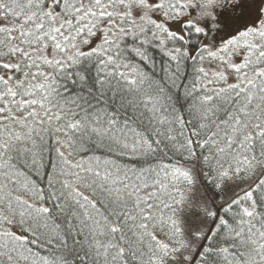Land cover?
Here are the masks:
<instances>
[{"label":"snow or ice","instance_id":"snow-or-ice-1","mask_svg":"<svg viewBox=\"0 0 264 264\" xmlns=\"http://www.w3.org/2000/svg\"><path fill=\"white\" fill-rule=\"evenodd\" d=\"M0 264H264V0H0Z\"/></svg>","mask_w":264,"mask_h":264}]
</instances>
